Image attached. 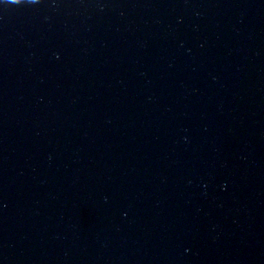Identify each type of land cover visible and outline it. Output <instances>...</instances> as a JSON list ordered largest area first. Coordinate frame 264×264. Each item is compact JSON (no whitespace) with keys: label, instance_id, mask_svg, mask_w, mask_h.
Instances as JSON below:
<instances>
[{"label":"water","instance_id":"1","mask_svg":"<svg viewBox=\"0 0 264 264\" xmlns=\"http://www.w3.org/2000/svg\"><path fill=\"white\" fill-rule=\"evenodd\" d=\"M0 264H264V0H0Z\"/></svg>","mask_w":264,"mask_h":264}]
</instances>
